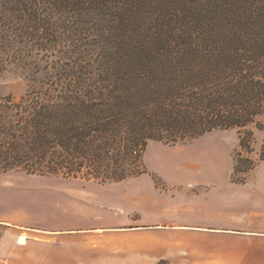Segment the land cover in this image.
<instances>
[{
    "label": "trees",
    "instance_id": "trees-1",
    "mask_svg": "<svg viewBox=\"0 0 264 264\" xmlns=\"http://www.w3.org/2000/svg\"><path fill=\"white\" fill-rule=\"evenodd\" d=\"M0 41L80 69L47 102L0 97V172L55 170L46 158L67 144L134 162L148 140L232 128L234 174L264 161V141L258 161L243 155L264 113V0H0Z\"/></svg>",
    "mask_w": 264,
    "mask_h": 264
},
{
    "label": "rangeland",
    "instance_id": "rangeland-1",
    "mask_svg": "<svg viewBox=\"0 0 264 264\" xmlns=\"http://www.w3.org/2000/svg\"><path fill=\"white\" fill-rule=\"evenodd\" d=\"M57 51L46 58L37 49L29 52L23 44L0 41V97L18 102L37 93L47 102L65 86L64 76L80 71L70 61L59 60ZM248 129L253 132L252 152L243 155L258 161L264 113ZM238 149L237 128L217 129L176 144L148 140L134 162L116 163L114 147L108 149V157L94 159L91 153H76L71 144L65 149L56 146L46 158L54 160L55 170L42 165V172L32 174L21 167L0 172V213L18 215L22 207L29 208L38 226L55 228V220L48 218L63 207L69 230L125 229L102 236L106 246L113 241L118 245H102L101 259L237 264V250L251 244L243 234L253 231L254 211L264 208V161L246 174H234ZM116 172L127 176L115 181ZM151 227L160 231L152 233ZM148 228L149 232L136 231ZM217 248L221 252L213 251Z\"/></svg>",
    "mask_w": 264,
    "mask_h": 264
},
{
    "label": "crops",
    "instance_id": "crops-1",
    "mask_svg": "<svg viewBox=\"0 0 264 264\" xmlns=\"http://www.w3.org/2000/svg\"><path fill=\"white\" fill-rule=\"evenodd\" d=\"M253 217V231L243 234V238H251V244L237 250V264H264V208L255 210ZM68 218L61 207L60 213L56 212L55 216L48 218L55 220L52 224L56 227L53 228L38 226L36 216L29 208L27 210L22 207L18 215H13L11 211L0 213V264H149L147 259L99 258L101 246L106 244V241H101L102 236L123 233L125 229L69 230ZM258 222L261 228H258ZM150 229L152 233L160 231L157 227ZM133 231L135 230H128ZM136 231L149 232V228ZM117 243L118 241H113L109 246L117 247ZM216 250L221 252L218 248L213 251Z\"/></svg>",
    "mask_w": 264,
    "mask_h": 264
}]
</instances>
